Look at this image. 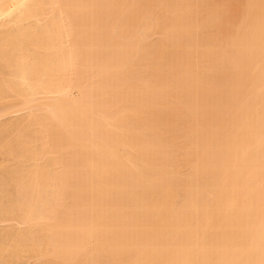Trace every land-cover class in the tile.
I'll return each instance as SVG.
<instances>
[{
  "label": "bare ground",
  "instance_id": "bare-ground-1",
  "mask_svg": "<svg viewBox=\"0 0 264 264\" xmlns=\"http://www.w3.org/2000/svg\"><path fill=\"white\" fill-rule=\"evenodd\" d=\"M0 73L1 263L264 264V0H0Z\"/></svg>",
  "mask_w": 264,
  "mask_h": 264
},
{
  "label": "rangeland",
  "instance_id": "rangeland-1",
  "mask_svg": "<svg viewBox=\"0 0 264 264\" xmlns=\"http://www.w3.org/2000/svg\"><path fill=\"white\" fill-rule=\"evenodd\" d=\"M47 14L50 15V13H48V11H47V13H46L45 16H47ZM33 21L30 20L27 23H30V22H33ZM155 38H156V36L152 37V39H155ZM0 76H3V75L0 73ZM69 91L71 93H73L72 94L73 96H76L77 95V93H76L77 90L70 89ZM71 93H70V96H71ZM47 95L50 97V94H46L45 96H47ZM40 96L41 97L42 96L44 97V94H41ZM17 97H16V94L8 93L7 95H5V97L3 99L0 100V179L2 180V181L1 180L0 181L3 183L2 186H4V184L6 186L5 187V190H4L3 187H0V193L2 191L1 190L2 188H3V191L5 192L3 195H2L3 191L0 194V195H2L0 197H3L2 199H0L1 200L0 201V233L1 232L4 233V234H1V235H5V234H7L6 232L11 231L13 229L15 230L17 228H19V229L20 228L21 229L22 228H25V223H22L21 222L22 220L21 219L19 220L17 218L18 217V215H17L18 212H17V209L15 210L16 205H14L15 207L12 206L13 204H16L15 201L18 199V198H15V197H17V195H18L19 198L22 196V195H19V193L17 191L18 189H16V187H14V186H16L15 185L16 182H14V184H13V181H16L15 178H17V175L20 176V174H21L20 169L23 171V169L24 170H25V168L27 169L28 166L30 167V165H32L33 163L36 162V161L29 160V159H23V158H20V157L17 156V154H18L17 153V149H19V146L16 144V141H15V135H17L16 132H18L19 131L18 129L21 128V126H22L21 123L23 122L22 120H25L26 121L27 118H28V116L30 118L31 117L30 115H34L33 113H35V114H39V113L42 114L43 113V115H44V113L47 112V109H49L47 106H46L47 109H43L45 106L44 107L42 106V108H40L39 106H37V107L34 106V107L31 108V106H30V108H27L25 105L22 104L23 101H21L22 102L21 104L23 106L22 107H19L20 101L18 99H20V97L19 98H17ZM20 100H22V99H20ZM23 107H26V108H23ZM49 114L50 113H48V115ZM45 115H47V114L45 113ZM19 124H21V126ZM1 148L2 149L4 148L5 150L6 149H9L12 153H10V152L8 153L9 150H6V152H5V150L4 149L2 150ZM40 156L41 157L39 159H37V162H38L39 165H42L43 163H45V161H47L48 158L51 157V155H50V153L48 151L42 153ZM18 168H20L19 169V171H20L19 174H18ZM52 168L53 167L50 166V169H52ZM16 171H17V173H16ZM14 173L17 174V175H16V177H14V180L12 179L13 181L12 180H8V182H7V183H9L8 185H7L6 182H3V181H5L6 178L7 179H10L12 176H14L15 175ZM4 176H7V177H4ZM8 177H10V178H8ZM7 179H6V181H7ZM9 181H11V183ZM13 188L15 189L14 191H13ZM48 189L46 190V192H43V193H47L48 192ZM43 191H45V190H43ZM13 192L16 195L10 194V193H13ZM44 195H46V194H44ZM52 195L53 194H50L49 197L52 196ZM47 199H48V197H47ZM53 199L54 198H52V201H53ZM11 200L12 201L14 200V203L13 204H10L12 202ZM49 201H51V199H49ZM49 204H50V202H49ZM51 204H52V202H51ZM5 205L6 206L8 205V208L9 207L10 208L12 207L14 210L11 211V209L6 208ZM6 209L10 210V212H12L13 214H14L13 211H16L17 214H15V216L14 215L12 216V213H7L6 212ZM43 209H46V208L44 207ZM43 209L41 208L42 211H43ZM51 214L52 213H50V215ZM0 238H3V236L2 237L0 236ZM99 247H101V246L99 245ZM93 252H94L93 254L95 255L94 258L96 256L97 257H99V256L101 257V255H102L103 258H106V256L104 254L100 253L102 251H96V253H100L99 255H97L95 253V251H93ZM84 253L88 257V254L86 252H84ZM84 253L77 260L79 264H80L81 260L84 261L86 259ZM4 255L0 254V256H1L0 259ZM34 255H37V254H34ZM34 255L33 254L32 255L30 254V256H28L27 254L23 255L22 257H20L21 258V261L19 260L20 258L17 260L20 263L17 262L16 260H12V261H15V262H17L19 264H41V262L43 260H45V258H46V257H44V258L38 257L40 255H37V256H34ZM91 255L92 254H90L89 256H91ZM5 257H7V255ZM100 257H99V260H98V258H96L94 260L92 259L91 263L92 264H101L102 263V260H100V259H103V258H100ZM88 258H89L88 262L90 264V260H91L92 257H88ZM3 260H6V258L3 257L2 261ZM7 260L4 263L7 264ZM103 260H104L105 263L108 261V259H106V260L103 259ZM45 261H43V262H45ZM55 261H57V263H55V264H62L63 263V261H60V260H55ZM15 262H12L11 264H13V263L15 264ZM88 262H84V263L87 264ZM2 263L0 262V264H2ZM9 264H10V262H9Z\"/></svg>",
  "mask_w": 264,
  "mask_h": 264
}]
</instances>
